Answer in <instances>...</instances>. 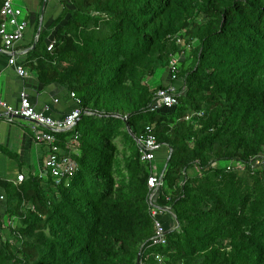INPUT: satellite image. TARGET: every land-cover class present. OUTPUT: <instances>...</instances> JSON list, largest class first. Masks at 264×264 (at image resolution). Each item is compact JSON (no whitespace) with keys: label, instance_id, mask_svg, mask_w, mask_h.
Segmentation results:
<instances>
[{"label":"trees","instance_id":"16d2710c","mask_svg":"<svg viewBox=\"0 0 264 264\" xmlns=\"http://www.w3.org/2000/svg\"><path fill=\"white\" fill-rule=\"evenodd\" d=\"M182 32L184 92L152 109L164 85L149 78ZM32 45L23 64L91 113L74 129L68 183L0 178V264H161L158 252L162 264H264V0H70ZM148 126L166 150L160 202L177 222L166 246L150 242V168L135 140ZM56 135L64 149L72 132Z\"/></svg>","mask_w":264,"mask_h":264},{"label":"built area","instance_id":"2783aa9c","mask_svg":"<svg viewBox=\"0 0 264 264\" xmlns=\"http://www.w3.org/2000/svg\"><path fill=\"white\" fill-rule=\"evenodd\" d=\"M19 1L21 0H3V4L0 9V37L4 51L10 54L9 63L15 66V70L19 75L26 76L28 75L27 70L18 62L17 57L14 56L13 53L16 42L23 38L28 26L27 20L22 17L23 8L19 4ZM170 38L176 41L179 46V50L171 55L169 61L168 69L171 81L163 87L156 88L154 96L155 103L151 107L155 110L162 106L167 108L176 107L179 104V95L184 92L185 89V83L179 76V72L180 63L187 51L184 49L187 46H185V40L182 37V33L176 34ZM53 44L54 41L49 43V50L53 49ZM179 80L180 84L177 85L175 82ZM70 97L74 99L77 107L72 109L62 118H54L48 113L51 110L50 105H46L42 111H37L35 105L31 102L26 92L21 94V103L19 107H13L0 100V104L3 109L0 113V123L2 117L9 122L13 121L15 117H23L29 119L37 125L45 127L43 130H36L34 138L36 142H44L49 146V152L44 161V165L48 169L50 173L49 175L52 177L50 186L54 190H58V186L61 182L66 181L68 183L69 179L78 170V163L72 154L63 153V148L59 144L56 134L69 131L72 132L68 146L71 144L73 146L74 153H78L80 147V133L74 131V129L83 114L91 113V110L88 108L81 107V101L74 91L70 92ZM203 114V111L194 112L187 115L185 119L190 120L194 116H202ZM126 117L127 116L124 115V118ZM135 140L138 146L140 161L148 163L150 168V174L147 179L148 192L146 198L154 227V233L150 238V242L152 246H166L168 243L167 234L171 229H173V227H177V222H175V214L170 207L160 202V196L164 188V171L161 173L157 171L156 151L159 147H161V144L158 142V138L150 126L146 128L144 133H141L138 136L136 135ZM231 165H234V163L230 162L227 165V168H232ZM236 165L241 169L244 168L243 164L237 163ZM38 176L44 178V173L40 172ZM25 179V175L23 173H19L17 174L15 183H22ZM166 199L169 200V196H166ZM4 200L5 195L0 194V204ZM31 207L34 208V206ZM167 212L172 215L174 220V223L171 222L170 228L165 226V220L163 218ZM16 221L17 218L13 216V219H11L9 223L14 227ZM154 257L158 263L162 264L165 261L164 255L160 252L154 253Z\"/></svg>","mask_w":264,"mask_h":264},{"label":"crops","instance_id":"0c3cea01","mask_svg":"<svg viewBox=\"0 0 264 264\" xmlns=\"http://www.w3.org/2000/svg\"><path fill=\"white\" fill-rule=\"evenodd\" d=\"M70 0H21L19 4L23 8V18L28 26L22 39L16 42L13 53L17 60L28 72L21 76L15 70V66L9 63L10 54L6 53L0 44V100L13 107H19L21 94L26 92L37 111L44 110L46 105L51 106L48 112L54 118H62L72 109L77 107L76 102L70 97L69 91L61 84L55 82L44 85L38 80L37 71L32 66L23 64L27 51L33 46L39 32L47 29L63 12ZM53 30L47 40H53ZM149 80L154 88L158 85H167L170 79L168 67ZM180 84V80L175 82ZM57 100V101H55ZM0 104V113L2 112ZM45 127L37 125L27 118L15 117L9 122L2 117L0 123V178L14 184L17 174L29 175L44 173V178L51 177L44 161L49 152V146L44 142H36L34 134L36 130ZM57 136V135H56ZM58 140V137H57ZM70 141V140H69ZM68 141V142H69ZM68 142L63 149L65 154H73L74 149ZM63 148V147H62ZM166 155V150L159 152L161 158ZM0 194L4 191L0 189Z\"/></svg>","mask_w":264,"mask_h":264},{"label":"rangeland","instance_id":"374dc122","mask_svg":"<svg viewBox=\"0 0 264 264\" xmlns=\"http://www.w3.org/2000/svg\"><path fill=\"white\" fill-rule=\"evenodd\" d=\"M184 32H182V34H183ZM182 37H183V39L185 40V46H187V47H185V49L184 50H187L186 52H185V56H187L188 57V55H189V51H191V44L189 43V41L187 40V36L186 35H182ZM188 45H189V47H188ZM186 57V58H187ZM162 71H159V73H161ZM154 77L152 76V77H150L149 78V80H151V79H153ZM182 81L184 82V79H182ZM161 109H164V110H167V108L166 107H164V106H162V107H160L159 108V110H161ZM162 149L164 150V148H163V146H161V147H159V149L156 151V153H157V155H159V152H161L162 151ZM166 156V155H165ZM164 156V157H165ZM164 157L163 158H161L160 156H157L156 157V165H157V171L159 172V173H161L162 171H163V168H164ZM51 180H52V177H51ZM163 218H164V220L166 221V224L168 225V226H170V223L172 222V223H174V220H173V217H172V215L170 214V213H166L164 216H163Z\"/></svg>","mask_w":264,"mask_h":264},{"label":"water","instance_id":"95a60500","mask_svg":"<svg viewBox=\"0 0 264 264\" xmlns=\"http://www.w3.org/2000/svg\"><path fill=\"white\" fill-rule=\"evenodd\" d=\"M140 255L138 256V259H139Z\"/></svg>","mask_w":264,"mask_h":264},{"label":"clouds","instance_id":"9594fccd","mask_svg":"<svg viewBox=\"0 0 264 264\" xmlns=\"http://www.w3.org/2000/svg\"><path fill=\"white\" fill-rule=\"evenodd\" d=\"M2 215V214H1Z\"/></svg>","mask_w":264,"mask_h":264}]
</instances>
